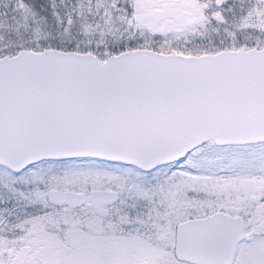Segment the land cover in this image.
<instances>
[{"label":"snow or ice","instance_id":"obj_1","mask_svg":"<svg viewBox=\"0 0 264 264\" xmlns=\"http://www.w3.org/2000/svg\"><path fill=\"white\" fill-rule=\"evenodd\" d=\"M0 264H264V0H0Z\"/></svg>","mask_w":264,"mask_h":264}]
</instances>
